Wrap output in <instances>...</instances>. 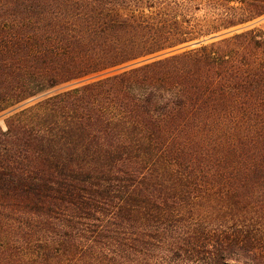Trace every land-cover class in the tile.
<instances>
[{
	"label": "trees",
	"instance_id": "16d2710c",
	"mask_svg": "<svg viewBox=\"0 0 264 264\" xmlns=\"http://www.w3.org/2000/svg\"><path fill=\"white\" fill-rule=\"evenodd\" d=\"M262 16L0 0V264H264Z\"/></svg>",
	"mask_w": 264,
	"mask_h": 264
},
{
	"label": "rangeland",
	"instance_id": "374dc122",
	"mask_svg": "<svg viewBox=\"0 0 264 264\" xmlns=\"http://www.w3.org/2000/svg\"><path fill=\"white\" fill-rule=\"evenodd\" d=\"M252 26L264 30V16H262L261 18L257 19L256 21H254V22L252 23ZM67 86L69 87L70 85H67ZM67 86H64V87L61 86L60 88L53 89L51 92L59 91L60 89H64V88H66ZM30 102H32V101H30ZM9 112H10V111L0 113V125H1L3 128L5 127V125H4V118L8 115Z\"/></svg>",
	"mask_w": 264,
	"mask_h": 264
},
{
	"label": "water",
	"instance_id": "95a60500",
	"mask_svg": "<svg viewBox=\"0 0 264 264\" xmlns=\"http://www.w3.org/2000/svg\"><path fill=\"white\" fill-rule=\"evenodd\" d=\"M196 44H198V42H195V43H193V44H191V45L194 46V45H196Z\"/></svg>",
	"mask_w": 264,
	"mask_h": 264
}]
</instances>
